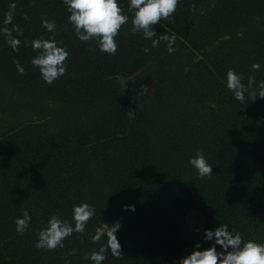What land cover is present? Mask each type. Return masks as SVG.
I'll use <instances>...</instances> for the list:
<instances>
[{
	"label": "trees",
	"instance_id": "16d2710c",
	"mask_svg": "<svg viewBox=\"0 0 264 264\" xmlns=\"http://www.w3.org/2000/svg\"><path fill=\"white\" fill-rule=\"evenodd\" d=\"M128 2L111 55L78 39L63 0H0V264H92L117 221L121 255L106 251L102 264H179L197 241L209 246L204 230L220 223L264 241V98L237 100L226 87L230 68L250 91L264 80V0H180L154 25L157 37L175 35L171 53L131 31ZM8 32L21 40L16 50ZM51 37L69 55L48 84L31 42ZM145 68L153 88L129 107L121 79ZM197 149L214 165L210 176L188 163ZM81 202L97 212L85 231L36 248L49 217L71 221ZM25 210L21 234L15 219ZM191 210L201 229L188 223ZM97 222L105 235L93 242Z\"/></svg>",
	"mask_w": 264,
	"mask_h": 264
},
{
	"label": "clouds",
	"instance_id": "9594fccd",
	"mask_svg": "<svg viewBox=\"0 0 264 264\" xmlns=\"http://www.w3.org/2000/svg\"><path fill=\"white\" fill-rule=\"evenodd\" d=\"M63 2L69 12L68 21L73 26L78 39L94 40L101 52L114 55L118 48L116 37L121 27L129 20L121 0H63ZM179 3L180 0H129L128 10L132 12L131 31L142 33L145 39L151 40L152 48L158 47L161 41H166L168 52H173L175 35L170 36L166 32L157 37L154 25L161 19L167 21L175 13ZM12 7L14 8L15 5ZM10 19L11 15H9V21ZM42 24L49 32H54L56 29L55 20L45 18ZM7 35L9 37L7 43L16 50L21 40L12 37L10 32ZM31 46L38 52L31 59V64L39 68L41 77L46 83L51 84L65 74L67 67L65 61L69 53L64 45L51 37L33 39ZM144 51L148 52L150 49L146 47ZM252 68L258 70L259 62H253ZM17 70L20 73L24 72V68L19 63H17ZM226 87L233 92L237 100H244L246 94L264 98V80L259 82L257 91H250L243 83V74L235 69H228ZM188 163L197 170L200 177L210 176L213 173L214 165L208 162L203 149H197ZM125 207L128 210H135L134 205ZM96 213L90 203L81 202L73 205L71 221L57 214L51 215L47 225L38 232L35 247L45 250L63 247L67 237L74 232L85 231L88 221ZM30 223L31 215L25 210L21 217L15 219L16 231L23 234ZM111 225V230L107 232V245H102L88 257L92 264H102L105 252L109 250L113 256L121 255V243L116 235L121 224L117 221ZM103 235L105 233L102 228L97 227L96 233L92 236L93 242L99 241ZM203 239L210 242L209 246L204 247L200 241H197L193 250L180 258L179 264H264V241L245 239L240 231L235 228L230 229L228 224L220 223L214 228L205 229Z\"/></svg>",
	"mask_w": 264,
	"mask_h": 264
},
{
	"label": "rangeland",
	"instance_id": "374dc122",
	"mask_svg": "<svg viewBox=\"0 0 264 264\" xmlns=\"http://www.w3.org/2000/svg\"><path fill=\"white\" fill-rule=\"evenodd\" d=\"M154 73L150 68H145L131 77H122L124 94L129 107L137 104L141 98L147 97L153 88ZM190 226L201 229L204 224V217L197 210H191L187 214ZM97 227L103 226L97 222Z\"/></svg>",
	"mask_w": 264,
	"mask_h": 264
}]
</instances>
